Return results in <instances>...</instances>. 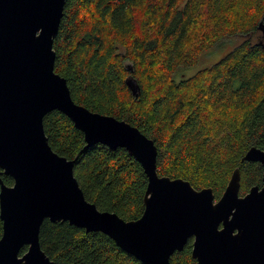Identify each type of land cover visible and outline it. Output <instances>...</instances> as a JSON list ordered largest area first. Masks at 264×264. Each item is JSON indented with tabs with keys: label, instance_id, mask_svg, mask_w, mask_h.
Segmentation results:
<instances>
[{
	"label": "trees",
	"instance_id": "trees-1",
	"mask_svg": "<svg viewBox=\"0 0 264 264\" xmlns=\"http://www.w3.org/2000/svg\"><path fill=\"white\" fill-rule=\"evenodd\" d=\"M260 24L264 0H67L55 70L76 103L126 120L154 140L159 175L211 187L218 200L239 167L245 195L263 184V166L242 159L252 146L264 149V43L246 39L194 75H175L220 40L255 35ZM44 127L54 151L77 158L74 172L89 201L125 220L143 215L148 177L126 149L85 148L84 133L59 110L46 114ZM40 242L55 264H144L107 234L67 221L46 219ZM192 251L193 238L171 263L197 264Z\"/></svg>",
	"mask_w": 264,
	"mask_h": 264
},
{
	"label": "water",
	"instance_id": "water-1",
	"mask_svg": "<svg viewBox=\"0 0 264 264\" xmlns=\"http://www.w3.org/2000/svg\"><path fill=\"white\" fill-rule=\"evenodd\" d=\"M66 1L0 0V264H55L40 242L46 219L103 232L144 264H172L192 238L197 264H264V174L262 186L240 195L236 167L216 200L211 187L159 175L158 148L138 127L76 103L55 70L54 41ZM127 83L138 95L136 79ZM53 110L84 133L85 148H124L141 163L148 186L140 218L125 220L86 198L74 172L77 158L49 143L44 117ZM242 160L264 168V149L252 146ZM2 174L14 184H5Z\"/></svg>",
	"mask_w": 264,
	"mask_h": 264
},
{
	"label": "rangeland",
	"instance_id": "rangeland-1",
	"mask_svg": "<svg viewBox=\"0 0 264 264\" xmlns=\"http://www.w3.org/2000/svg\"><path fill=\"white\" fill-rule=\"evenodd\" d=\"M255 40H259L262 38V31L259 30L255 35ZM247 39V36L244 35H235L232 37H226L222 40H220L215 46L210 48L207 52H205L199 63L189 67V68H182L179 70V75L176 76V80H181L185 77H190L194 75L199 70L209 67L216 62H218L220 59H222L224 56H226L236 45L241 43Z\"/></svg>",
	"mask_w": 264,
	"mask_h": 264
},
{
	"label": "flooded vegetation",
	"instance_id": "flooded-vegetation-1",
	"mask_svg": "<svg viewBox=\"0 0 264 264\" xmlns=\"http://www.w3.org/2000/svg\"><path fill=\"white\" fill-rule=\"evenodd\" d=\"M259 30L262 31V38H260L259 40H255V36L254 35H250V36H247V39H250L254 43H259V44L264 43V25L260 24Z\"/></svg>",
	"mask_w": 264,
	"mask_h": 264
}]
</instances>
